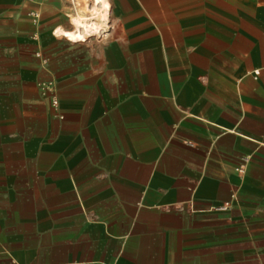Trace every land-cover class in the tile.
Masks as SVG:
<instances>
[{"label":"crops","instance_id":"obj_1","mask_svg":"<svg viewBox=\"0 0 264 264\" xmlns=\"http://www.w3.org/2000/svg\"><path fill=\"white\" fill-rule=\"evenodd\" d=\"M0 264H264V0H0Z\"/></svg>","mask_w":264,"mask_h":264},{"label":"built area","instance_id":"obj_2","mask_svg":"<svg viewBox=\"0 0 264 264\" xmlns=\"http://www.w3.org/2000/svg\"><path fill=\"white\" fill-rule=\"evenodd\" d=\"M58 102L57 100H53V104L56 105Z\"/></svg>","mask_w":264,"mask_h":264},{"label":"bare ground","instance_id":"obj_3","mask_svg":"<svg viewBox=\"0 0 264 264\" xmlns=\"http://www.w3.org/2000/svg\"><path fill=\"white\" fill-rule=\"evenodd\" d=\"M92 29V28H91ZM88 32V31H87Z\"/></svg>","mask_w":264,"mask_h":264}]
</instances>
